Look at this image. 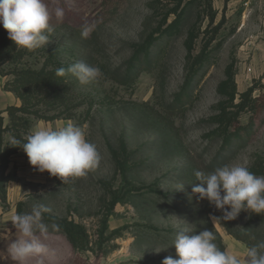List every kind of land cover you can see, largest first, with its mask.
I'll list each match as a JSON object with an SVG mask.
<instances>
[{"label":"rangeland","instance_id":"1","mask_svg":"<svg viewBox=\"0 0 264 264\" xmlns=\"http://www.w3.org/2000/svg\"><path fill=\"white\" fill-rule=\"evenodd\" d=\"M258 1L246 7V0H44L53 28L50 43L23 49L18 68L47 64L57 69L84 62L100 70L88 85L64 76L78 107L71 121L96 144L100 162L64 183L39 172L27 156L16 158L12 170L17 178L8 191L11 210L5 212L0 203V235L8 236L0 239V264H16L7 251L16 238L12 217L37 204L50 209L43 215L49 226L54 220L84 225L91 244L89 250H76L65 234L50 228L46 238L37 233L48 254L25 264H160L164 254L177 256L176 249L141 242L139 233L147 237L159 229L188 231L205 225L177 203L161 206L163 199L188 195L199 210L223 216L192 192L199 183L195 171L207 173L222 153L228 155L227 164L264 175V72L254 75L251 55L242 51L258 31ZM57 9L64 11L62 21L56 19ZM85 24L96 25L87 39L80 35ZM148 48L150 56L157 53L153 64H143L135 84H121L127 65ZM11 79L0 77L5 95L0 96V111L16 100L4 89ZM254 85L257 112L242 105V95ZM234 115L238 122L227 125L224 120ZM3 118L8 124L6 113ZM10 138L5 134L6 141ZM113 190L124 200L129 197L115 206ZM214 226L226 251L245 264L247 249L264 240V218L250 211ZM99 245L118 248L105 256Z\"/></svg>","mask_w":264,"mask_h":264},{"label":"clouds","instance_id":"2","mask_svg":"<svg viewBox=\"0 0 264 264\" xmlns=\"http://www.w3.org/2000/svg\"><path fill=\"white\" fill-rule=\"evenodd\" d=\"M55 16L62 21L64 11L57 9ZM0 25L19 49L29 51L48 45L53 32L51 14L44 0H0ZM95 27V24H85L81 37L87 39ZM56 75H71L81 85H88L96 81L101 72L95 66L76 62L66 68H57ZM12 143L22 145L35 169L59 177L64 183L69 178L84 176L100 162L96 144L89 141L84 129L71 120L55 126L37 124L24 142L14 139ZM194 175L199 183L193 184L192 192L223 212L222 217H210L213 223L235 220L241 211L264 214V175H256L246 166L234 163L207 173L197 170ZM48 212V207L37 204L31 212L17 213L12 217L16 238L8 244L7 251L16 264H25L31 258L48 254V247L37 233L46 238L50 228L53 231L60 228L58 224L49 226L44 222L43 215ZM7 238L0 235V239ZM214 240V233L207 229L194 233L178 232L172 243L178 259L168 256L162 264H245L239 256L218 248ZM246 256V264H264V240L249 247Z\"/></svg>","mask_w":264,"mask_h":264},{"label":"trees","instance_id":"3","mask_svg":"<svg viewBox=\"0 0 264 264\" xmlns=\"http://www.w3.org/2000/svg\"><path fill=\"white\" fill-rule=\"evenodd\" d=\"M150 49L151 48H148L145 52L140 53L136 60L127 65L126 74L119 80L121 84L130 86L135 84L139 74L142 72L143 64L147 66L153 64L157 53L150 56ZM24 58L25 51L19 49L18 46L9 39L8 32L0 26V77H13V79L4 84V89L12 93L20 101L19 106L10 105L4 111H0V203L3 205L5 212L11 210L8 191L11 184L15 182L17 178V174L11 169V166L14 163V157L19 152H24L21 148L22 145L13 144L12 141L15 139L24 142L37 122L52 123L60 120H73L77 116L76 109L78 108L72 103V99L70 98L71 89L69 83L64 77H58L56 75V68H51L47 64H44L41 69H20L18 66L22 63ZM255 88V85L252 86L242 95L243 101H245L242 105H247L248 107L250 105L252 110L257 112L258 99L252 98ZM3 113H6L9 118L8 124L4 122ZM235 121L236 123L238 122L236 115L231 118L227 117V119L224 120V122L230 126L234 124ZM5 134H9L11 137L8 141L5 140ZM225 143L231 147L232 140L227 139ZM227 162L228 155L225 156L221 153L217 156L210 170L207 172H211L215 168L227 164ZM142 196H145V194ZM128 197H126L125 200H127ZM111 199L115 206L125 202V200L118 195L117 190L111 191ZM176 203L186 210L189 209L192 215L200 218L199 223L205 224L201 227H194L188 230L189 232L194 233L205 229L210 230L215 236L214 243L221 250H226L221 235L215 228L213 221L209 218V214H214H211L210 211H208V213L205 210H199L198 208L200 207H197L188 195L165 198L160 204L166 208H173ZM19 210L20 209L17 210L18 213H20ZM4 211L2 212L3 214ZM256 215L259 219L264 218V214ZM50 222L52 223V221ZM54 224L60 226L59 231L55 232L65 234L67 240L74 249L81 251L90 249L91 242L89 240L88 231L84 225L73 221L69 222L68 220H54ZM178 232L182 231L159 229L156 230L154 235H148L147 237L139 233L137 239L141 240V242L154 245L159 242V246L168 250L170 248H175L172 246V243ZM237 240L243 242L241 238L237 237ZM107 241H109V239H107ZM97 248L101 254L106 256L110 251L117 249L118 245H111L109 249H104L101 245ZM166 255L167 254H164L159 258L160 264H162ZM173 258L178 259L176 255L173 256Z\"/></svg>","mask_w":264,"mask_h":264},{"label":"crops","instance_id":"4","mask_svg":"<svg viewBox=\"0 0 264 264\" xmlns=\"http://www.w3.org/2000/svg\"><path fill=\"white\" fill-rule=\"evenodd\" d=\"M254 10H255V13L257 15V17H255V20L258 23L257 24L258 31L250 39L249 38L247 39V41H246L247 43L242 47V51L244 52L243 55H246V56L251 55L252 62L255 65V69H254L253 74L256 75V74H260V73L264 72V0H259L257 2V4L254 6ZM240 27H241V29L244 27V22L241 23ZM250 75L251 74H249L248 76H250ZM1 83L2 82L0 80V84ZM2 94H3V92L0 93V96L2 98H5V95H3L4 96L3 97ZM10 105L19 106L20 101L16 98V100H14ZM10 105H8V106H10ZM41 123L50 124V123H45V122H37L35 124V126L37 124H41ZM23 155L27 156L25 152H19L14 157V163L11 166V169H13V166L15 165L16 158L23 156ZM13 183H15V182H13ZM11 207H12V205H11Z\"/></svg>","mask_w":264,"mask_h":264},{"label":"built area","instance_id":"5","mask_svg":"<svg viewBox=\"0 0 264 264\" xmlns=\"http://www.w3.org/2000/svg\"><path fill=\"white\" fill-rule=\"evenodd\" d=\"M253 1H255V0H246L245 6H246V7H249V5L252 4ZM247 71H248L249 73H251V72H252V69L249 68Z\"/></svg>","mask_w":264,"mask_h":264}]
</instances>
